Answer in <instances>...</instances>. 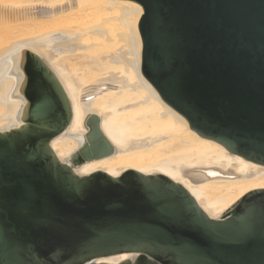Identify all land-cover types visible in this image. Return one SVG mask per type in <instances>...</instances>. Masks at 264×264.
Returning <instances> with one entry per match:
<instances>
[{"label":"water","instance_id":"95a60500","mask_svg":"<svg viewBox=\"0 0 264 264\" xmlns=\"http://www.w3.org/2000/svg\"><path fill=\"white\" fill-rule=\"evenodd\" d=\"M120 1L146 91L201 139L264 166V0ZM0 84L10 103L0 161L31 172L36 211L62 226L34 227L5 202L0 264H264V188L213 218L162 173H76L112 146L89 114L68 163L54 154L71 107L47 57L4 50Z\"/></svg>","mask_w":264,"mask_h":264},{"label":"bare ground","instance_id":"6f19581e","mask_svg":"<svg viewBox=\"0 0 264 264\" xmlns=\"http://www.w3.org/2000/svg\"><path fill=\"white\" fill-rule=\"evenodd\" d=\"M4 50L27 46L45 55L67 91L68 124L50 143L68 163L95 114L112 146L76 173L126 169L162 173L181 183L217 218L243 193L264 188V166L201 139L145 89L134 62L131 12L120 0H0ZM10 103L0 84V130Z\"/></svg>","mask_w":264,"mask_h":264},{"label":"snow or ice","instance_id":"6c2138e0","mask_svg":"<svg viewBox=\"0 0 264 264\" xmlns=\"http://www.w3.org/2000/svg\"><path fill=\"white\" fill-rule=\"evenodd\" d=\"M161 70H163V66H161ZM41 91L43 95V90ZM5 202L16 206L19 209L20 217L30 222L34 227L56 229L62 227L53 223L49 216L36 211L38 204L43 205V200L42 193L37 188L36 180L31 172L20 164L6 170L3 161H0V207Z\"/></svg>","mask_w":264,"mask_h":264},{"label":"rangeland","instance_id":"374dc122","mask_svg":"<svg viewBox=\"0 0 264 264\" xmlns=\"http://www.w3.org/2000/svg\"><path fill=\"white\" fill-rule=\"evenodd\" d=\"M6 30L7 31L4 32L0 29V46H1V44H3V41L5 39H7V37H9V39H11V37L14 36V33H12V30H10V29H6Z\"/></svg>","mask_w":264,"mask_h":264}]
</instances>
